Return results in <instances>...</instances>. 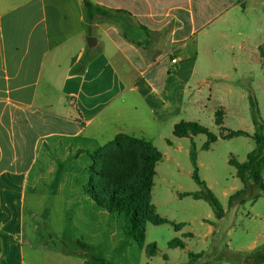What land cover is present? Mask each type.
Here are the masks:
<instances>
[{"label": "crops", "instance_id": "crops-1", "mask_svg": "<svg viewBox=\"0 0 264 264\" xmlns=\"http://www.w3.org/2000/svg\"><path fill=\"white\" fill-rule=\"evenodd\" d=\"M90 2L112 17L89 23L84 0H0V264H93L50 231L39 233L34 204L27 219V193L62 189L66 175L57 186L56 159H71L72 141L81 155L82 141L99 134L108 143L121 134L153 145L165 139L169 147L190 141L174 129L200 124L208 107L202 86L214 91L201 77L199 65L210 59L201 60L200 50L233 49L263 34L262 0ZM215 77L216 90L230 96L229 77ZM218 102L215 114L226 117ZM93 128L97 134L86 138ZM183 236V250L201 255L195 264H202L205 251L189 249L195 235Z\"/></svg>", "mask_w": 264, "mask_h": 264}, {"label": "rangeland", "instance_id": "rangeland-1", "mask_svg": "<svg viewBox=\"0 0 264 264\" xmlns=\"http://www.w3.org/2000/svg\"><path fill=\"white\" fill-rule=\"evenodd\" d=\"M262 11L264 13V8ZM234 24L241 26L236 21ZM262 45L264 27L256 42H241L233 49L216 43L200 50L201 60L210 59L209 64L207 61L206 64L200 63L201 77L209 76L205 82L214 86L213 93L209 94V88L202 86L205 92L203 99L208 107L200 125L216 135L218 141L210 150L203 149L207 141L205 135H198L193 141L197 148L199 176L220 200L226 212L224 218L220 219L206 201L180 196L200 191L191 177L192 140L177 141L169 147L163 139L154 142L163 154V160L156 168L153 204L157 213L169 223L163 226L148 224L143 248L127 239L123 233L124 215L110 216L86 194L85 189L93 182L90 173L93 154L109 141L108 134H99L94 141H82V148L84 145L87 147V151L84 149L86 154L74 153L79 144L72 141L71 159L66 162L56 159L57 186L59 182L63 183L64 173L66 175V183L59 192L27 193V219L30 205L34 204L39 217V233L49 234L50 231L55 238L58 236L62 240L56 243H64L70 251L89 253L105 264H183L189 261L188 251L173 249L169 243L174 239L186 242L185 232L195 235L189 246L191 251H205L202 264H264V191L253 187L248 191L244 204L229 207L230 197L243 188L229 160L234 158L245 162L247 155L256 149V143L246 137L224 139L223 131L214 122L219 100L227 108L223 125L226 130L254 134L257 131L254 121L257 119L264 123V59L259 50ZM217 73L229 77L233 90L230 96L222 86L216 90L220 81L215 77ZM163 131L168 133L167 129ZM94 133L97 131L94 132L93 128L85 137H93ZM107 133L111 135L109 129ZM39 171L37 168L33 177ZM261 177L264 183V169ZM46 179L47 176L44 177ZM40 189L45 190V187ZM179 225L185 227L177 231L175 226ZM83 243L91 249L83 248ZM152 244L157 246V254L149 257L147 247Z\"/></svg>", "mask_w": 264, "mask_h": 264}, {"label": "trees", "instance_id": "trees-1", "mask_svg": "<svg viewBox=\"0 0 264 264\" xmlns=\"http://www.w3.org/2000/svg\"><path fill=\"white\" fill-rule=\"evenodd\" d=\"M264 2V0H262ZM88 14V21L92 23L97 16L112 17V11L97 6L84 0ZM264 59V46L259 48ZM255 105L253 103V109ZM225 112L218 110L215 114L216 125L222 128L224 139L246 137L254 140L256 149L250 152L245 162L231 158L229 164L236 169V176L243 184V189L237 191L229 199V207L235 204H244L248 191L257 187L264 191V183L261 173L264 169V123L255 120L257 131L250 134L246 131H232L223 128ZM174 135L178 138H190L192 140L190 159L193 165L191 175L195 183L200 187L196 193L180 194L182 198L192 197L196 201H206L213 208L216 215L222 219L225 210L207 184L199 176L197 148L193 139L198 135L207 137L203 145L204 150H210L218 141V137L209 129L194 122H182L174 129ZM170 143V142H168ZM93 165L90 173L93 182L86 188V194L102 210L110 216L125 217L123 233L129 240L135 241L140 247H145L147 239V225L163 226L169 222L162 218L153 204V189L157 175V165L163 160V154L146 139L121 134L114 140L93 154ZM258 197L256 196L255 199ZM183 225L175 226L180 231ZM86 250L91 247L81 244ZM173 249L185 248V243L180 239H174L169 243ZM149 257L157 254V246L152 244L147 247ZM93 264H105L89 253L87 254ZM201 255L189 254V261L184 264H195Z\"/></svg>", "mask_w": 264, "mask_h": 264}, {"label": "water", "instance_id": "water-1", "mask_svg": "<svg viewBox=\"0 0 264 264\" xmlns=\"http://www.w3.org/2000/svg\"><path fill=\"white\" fill-rule=\"evenodd\" d=\"M92 42H93V43H92ZM95 43H96L95 38H89V40H88V45H89V47H93V46L95 45Z\"/></svg>", "mask_w": 264, "mask_h": 264}, {"label": "built area", "instance_id": "built-area-1", "mask_svg": "<svg viewBox=\"0 0 264 264\" xmlns=\"http://www.w3.org/2000/svg\"><path fill=\"white\" fill-rule=\"evenodd\" d=\"M177 62H178V61H177V59H175V58L172 60V63H173L174 65L177 64Z\"/></svg>", "mask_w": 264, "mask_h": 264}]
</instances>
